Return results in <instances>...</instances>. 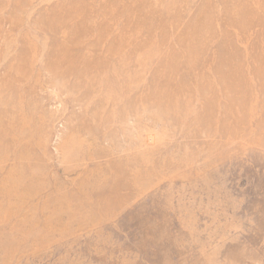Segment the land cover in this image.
Wrapping results in <instances>:
<instances>
[{
	"label": "rangeland",
	"instance_id": "obj_1",
	"mask_svg": "<svg viewBox=\"0 0 264 264\" xmlns=\"http://www.w3.org/2000/svg\"><path fill=\"white\" fill-rule=\"evenodd\" d=\"M0 264H264V0H0Z\"/></svg>",
	"mask_w": 264,
	"mask_h": 264
}]
</instances>
